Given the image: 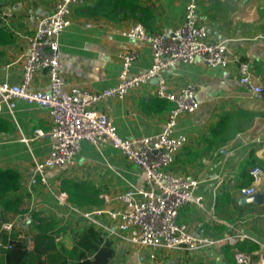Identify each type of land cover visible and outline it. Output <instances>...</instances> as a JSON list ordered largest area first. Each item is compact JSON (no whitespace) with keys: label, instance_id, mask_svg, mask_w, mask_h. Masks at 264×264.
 <instances>
[{"label":"crops","instance_id":"obj_1","mask_svg":"<svg viewBox=\"0 0 264 264\" xmlns=\"http://www.w3.org/2000/svg\"><path fill=\"white\" fill-rule=\"evenodd\" d=\"M57 2L0 0V86L20 84L28 37L39 20L54 11ZM98 2L75 3L67 18L70 24L57 37L64 89L95 93L114 86L121 70L119 56L126 51L137 54L129 68L130 75L147 70L152 62L149 45L121 33L137 24L147 33H170L182 24L187 0H137L139 10L132 17L118 14L111 18L92 15L90 11L96 9ZM197 21L206 27L209 40L223 41L235 60L247 63L252 81L264 88V0H197ZM162 77L171 92L193 85L198 102L193 114L182 116L177 122L174 134L185 135L187 143L168 170L197 179L192 194L201 200L200 205L181 207L178 221L194 237L220 243L206 254L161 251L150 260L148 249L134 247L121 238L108 213L122 209L116 199L119 194L129 187L144 188L145 180L143 173L109 145L93 146L82 141L73 164L48 170L45 183H37L29 194L32 159H42L50 150L51 119L46 108L18 99L11 113L0 105V170L14 169L19 174V190L13 196L21 197V207L27 213L21 215L17 229L21 234H30L26 237L29 248L31 236L37 231L28 216L31 212L51 217L60 223V228H66L57 241L61 248L69 250L80 224L102 230L82 216L101 211L95 218L110 228L112 234L102 231L115 245L110 264H208L210 260L213 264H236L237 251L232 245L240 240L239 235L259 246L251 254L239 253L249 256L252 264H264V202L241 204L243 197L239 193L253 184L251 181L240 188L247 182L245 173L253 168L264 173V95L254 94L239 83L236 61L222 69L196 60L191 65L181 64L164 71ZM29 88L46 91V71L34 73ZM155 90L156 80H152L120 100L105 99L96 109L108 116L120 137H151L160 132L169 111L158 112L156 103L148 107L157 98ZM65 180L76 183L101 204L83 210L71 206L61 189ZM263 185L264 175L254 185L256 192ZM77 218H81L78 224ZM227 245L231 246L229 250L224 248Z\"/></svg>","mask_w":264,"mask_h":264},{"label":"built area","instance_id":"obj_2","mask_svg":"<svg viewBox=\"0 0 264 264\" xmlns=\"http://www.w3.org/2000/svg\"><path fill=\"white\" fill-rule=\"evenodd\" d=\"M78 1L58 0L54 11L39 20L33 34L28 37V51L20 84L0 86V105L6 106L10 113L14 102L19 99L46 108L51 119L50 150L44 158L32 159L27 192L31 194L37 183H45L48 170L72 165L82 141L93 146L109 145L143 173L145 180L144 188L129 187L119 194L116 199L122 209L108 213L109 218L116 222L115 228L121 238L134 247L148 249L150 260L155 259L156 252L191 253L203 246L218 245L220 241L194 237L188 227L178 221L181 207L192 203L200 205L201 200L192 194L198 185L197 179L173 174L168 170L175 155L187 143L185 135L174 134L177 122L180 117L193 114L198 102L193 85H185L174 92L168 91L162 73L181 64L191 65L196 60L206 66L222 69L236 61L241 85L248 87L254 94L264 95V88L252 81L248 64L235 60L223 41L208 39L206 27L197 21V0H187L182 24L170 33H147L139 24L121 33L125 38L149 45L152 62L147 70L130 75L129 68L137 54L126 51L119 56L121 70L114 86L95 93H84L76 88L64 89L57 60V37L70 24L67 18L72 6ZM40 70L47 73L48 89L31 90L32 77ZM152 80H156L155 96L171 104L160 132L140 139L120 137L108 116L96 107L108 98L120 100L131 90L147 85ZM249 173L253 184L240 189L243 198L256 193L254 185L264 175L258 168H253ZM101 213L94 211L83 213L82 216L112 234L110 228L100 225L96 220L95 217ZM19 219L18 215L0 218V233L7 236L6 242L0 238V251L11 248L13 241L10 235L17 228ZM237 238L242 240L245 236L239 235ZM18 239L25 237L19 233ZM234 262L252 264L249 256L239 252L234 254Z\"/></svg>","mask_w":264,"mask_h":264},{"label":"trees","instance_id":"obj_3","mask_svg":"<svg viewBox=\"0 0 264 264\" xmlns=\"http://www.w3.org/2000/svg\"><path fill=\"white\" fill-rule=\"evenodd\" d=\"M137 0H99L96 9H92L93 16L114 17L121 14L124 17H132L138 11ZM165 102V103H164ZM156 103L162 112L171 109V104L164 99L155 98L148 103V107ZM247 178L245 184L248 186L252 178L249 173H245ZM20 186V177L14 169L0 170V218L7 219L9 216H20L27 213L22 209L21 197L13 196ZM62 191L67 194L68 203L78 209H85L87 206L97 207L101 202L86 195L76 183L65 180L61 185ZM29 218L35 222L36 232L31 236V248L28 247L25 239H18L19 231L14 228L10 239L13 241L10 249L0 251V264H110L115 257L114 242L105 236L100 229H95L93 225L80 224L79 232L73 233V243L71 248H61L57 237L60 233H65L66 228L59 227V222L51 217H40L31 212ZM81 218L76 219L78 224ZM70 233V232H68ZM0 238L6 242L7 236L0 233ZM237 252L251 254L258 250L259 246L248 239L237 240L232 245ZM230 245L224 248L229 250Z\"/></svg>","mask_w":264,"mask_h":264},{"label":"water","instance_id":"obj_4","mask_svg":"<svg viewBox=\"0 0 264 264\" xmlns=\"http://www.w3.org/2000/svg\"><path fill=\"white\" fill-rule=\"evenodd\" d=\"M262 138H264V134H263ZM263 202H264V185L260 191L254 193L251 196L241 198V200H240L241 204L254 203L256 205H261Z\"/></svg>","mask_w":264,"mask_h":264},{"label":"rangeland","instance_id":"obj_5","mask_svg":"<svg viewBox=\"0 0 264 264\" xmlns=\"http://www.w3.org/2000/svg\"><path fill=\"white\" fill-rule=\"evenodd\" d=\"M168 90V89H167ZM22 235L25 237V239H26V242H27V236H29L30 234L28 233V232H25V231H22ZM217 246V244H211V245H208V246H203L202 248H200L199 250H197V251H194V252H191V254H194V255H200L201 253H210L211 252V250L214 248V247H216ZM213 251V250H212ZM212 254H215V250H214V253H212ZM195 257H193V259H194ZM211 261V262H210ZM209 262H207L208 264L209 263H214L212 260H210Z\"/></svg>","mask_w":264,"mask_h":264}]
</instances>
